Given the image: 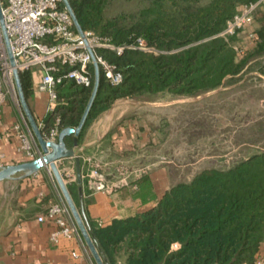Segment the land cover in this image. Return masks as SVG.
I'll list each match as a JSON object with an SVG mask.
<instances>
[{
  "label": "trees",
  "instance_id": "trees-1",
  "mask_svg": "<svg viewBox=\"0 0 264 264\" xmlns=\"http://www.w3.org/2000/svg\"><path fill=\"white\" fill-rule=\"evenodd\" d=\"M69 1L84 30L116 45L142 37L154 47L125 49L121 54L98 49L123 79L113 84L101 70L99 89L78 139L117 98L199 95L238 81L247 62L264 55L260 8L254 12L259 25L250 51L243 54L235 48L243 29L222 34L239 7L255 0H149L137 11L115 15L108 14L114 0ZM260 71L264 73V68ZM21 79L29 98L31 69L21 71ZM93 85L94 76L90 86L70 79L57 86V103L41 126L45 136L56 125L61 130L79 124ZM74 139V134L65 136L68 145ZM136 184L146 197L151 189L146 174ZM68 187L74 197L76 189ZM91 226L110 264H119L122 251L125 264H254L261 259L264 241V151L227 167L205 168L190 180L171 185L146 210Z\"/></svg>",
  "mask_w": 264,
  "mask_h": 264
},
{
  "label": "crops",
  "instance_id": "crops-1",
  "mask_svg": "<svg viewBox=\"0 0 264 264\" xmlns=\"http://www.w3.org/2000/svg\"><path fill=\"white\" fill-rule=\"evenodd\" d=\"M258 25L257 19H253L252 23L241 31L238 42L241 53L245 54L254 47L251 34H254ZM260 58H264V55L250 59L241 73H244L248 65ZM31 72L33 89L28 100L42 126L50 112L49 94L38 88L41 68L33 67ZM252 74L264 79V73L256 70L246 72L244 78ZM233 88L234 83L222 85L201 94L198 100H209V104H212L216 101L217 94L233 91ZM170 97L171 99L165 103L159 102L158 97H141L145 98L141 101L135 100L137 97L117 98L85 129L78 139V145H74V140L72 144H67L68 147L76 150L80 159H83L85 154H95L98 158L107 155L112 158H127L135 164L137 157H141L139 162H147L151 166L145 173L151 189L144 198L140 194L141 189L134 188L132 183L111 194L90 190L84 176L81 185L78 180L70 183L76 189L73 198L76 197L78 205H80L79 187L82 186L83 203L91 225H106L116 217L142 212L156 204L171 185L180 182L177 179L179 175L191 174L188 179L190 180L197 172L216 167L213 163L220 155L213 150L217 144L210 148L212 152L210 155L202 154L201 142H196V139L197 144L187 152L179 147L166 148L171 141L170 134L173 131L169 130L168 137L164 138L163 133L167 131L165 123H171L170 117L172 113L175 115L174 109L179 108L178 103L196 101V98L191 96ZM221 101L225 102L227 99ZM218 114L211 115L213 121H210V126L212 122L216 126ZM197 124L201 125L200 122ZM224 125L231 126L232 123L229 120ZM20 132H25L30 138L33 156H29L22 147ZM42 154L43 151L19 103L16 88L11 87L8 98L0 110V166L32 160ZM164 155L171 156L175 160H182L184 157L188 163L182 160L179 163L173 162L174 165L161 164L160 159ZM69 162L75 164V159L61 158L57 164L61 167L62 164ZM82 169L81 172L84 173L83 160ZM22 175L23 172H19L15 178L0 181V264H97L81 233L72 236L61 235L58 240H53L51 234L59 228L58 224L51 219L38 220V216L51 204L65 201L50 167L46 165L31 175ZM261 259L264 264V241L261 245ZM118 262L126 263V254L123 251L118 257Z\"/></svg>",
  "mask_w": 264,
  "mask_h": 264
},
{
  "label": "built area",
  "instance_id": "built-area-1",
  "mask_svg": "<svg viewBox=\"0 0 264 264\" xmlns=\"http://www.w3.org/2000/svg\"><path fill=\"white\" fill-rule=\"evenodd\" d=\"M1 3L17 67L21 71L33 67L41 68L42 74L38 88L49 94V111L54 110L58 99L56 88L65 79L74 80L81 86L92 84L95 74L92 72L94 63L90 48L96 54L100 70H103L104 75L113 84L121 82L123 75L116 70L115 65L97 52L98 49L109 48L117 54L131 48L154 50V47L150 46L142 37L137 38L134 42L116 45L108 38L91 30H84V35H81L63 0H1ZM263 5L264 0H255L250 4L241 5L238 12L227 22L222 34L230 35L244 29L252 22L254 12ZM251 35L254 37V34ZM60 65H66L67 68L62 70ZM11 87H15V84L0 27V110L8 98ZM17 128L19 129V126ZM59 132L60 129L56 125L45 137L56 140ZM20 137L22 147L29 156H33L30 138L25 132H20ZM83 161L85 170L82 176L86 178L87 185L92 191L111 194L131 183L134 188H137L136 180L143 175L131 178V171L128 167L119 165L114 170L117 176L109 178L106 164L95 154H85ZM59 168L67 184L78 180L73 162L64 163ZM45 219L54 220L59 226L51 234L53 240H58L61 235L80 234L65 201L51 204L44 213L38 216L40 221ZM178 246L177 243L173 245L174 248ZM254 264H262V259L257 260Z\"/></svg>",
  "mask_w": 264,
  "mask_h": 264
},
{
  "label": "rangeland",
  "instance_id": "rangeland-1",
  "mask_svg": "<svg viewBox=\"0 0 264 264\" xmlns=\"http://www.w3.org/2000/svg\"><path fill=\"white\" fill-rule=\"evenodd\" d=\"M149 0H114L108 6V14L115 15L122 12L137 11L147 5ZM261 14H264V5L260 7ZM255 19V18H253ZM252 23V22H251ZM240 37V34H239ZM235 48L240 52L241 46L237 44ZM257 57V56H256ZM264 68V58L256 59L248 65L241 78L234 82L233 91L225 93L223 91L216 95V101L209 104V100H198L199 95L191 96L196 98V101H187L178 103L179 108L174 109L175 115L170 117L171 123H165L167 131L163 133L164 138L168 137L169 130L170 142L166 148L178 147L184 152L191 150L196 142H201L202 154L210 155L211 147L214 152L220 155L213 163L216 167H227L237 160L247 157L255 152L264 151V79L252 74L244 78V74L248 71H260ZM229 83L226 85H231ZM247 89V90H246ZM171 95H164L159 98V102H167ZM135 98V97H126ZM227 99L222 102L221 100ZM145 100V98L137 97L135 100ZM218 99V100H217ZM172 112V111H171ZM218 114V121H213L211 115ZM231 121L232 125L225 126L226 122ZM197 122L201 125L198 126ZM180 138V141L178 139ZM184 154V153H182ZM186 154V153H185ZM137 163L133 164L132 160L119 157L112 158L107 155L100 157L106 166H111L113 171L117 166L123 165L131 171V178L145 174L150 170V164L147 162H139L142 159L137 157ZM161 164L179 163L187 160L182 157V160H175L171 156L164 155ZM191 174H181L178 180L187 181Z\"/></svg>",
  "mask_w": 264,
  "mask_h": 264
},
{
  "label": "water",
  "instance_id": "water-1",
  "mask_svg": "<svg viewBox=\"0 0 264 264\" xmlns=\"http://www.w3.org/2000/svg\"><path fill=\"white\" fill-rule=\"evenodd\" d=\"M63 2L74 21L76 29L81 35H84V29L81 26L79 19L70 1L63 0ZM0 27L2 30L4 42L6 45L9 61H10L11 68H12V74H13L14 84H15V88L17 91L19 103L32 129V132L43 151V154L35 159L23 161V162H19L15 164H7L4 166H0V181L4 179L15 178L19 172H23L22 176H28V175L35 173L43 166L48 165L61 190V193L63 194L64 200L67 206L69 207L71 214L80 230V233L85 239V242L91 254L93 255L96 263L97 264H110L107 258L104 257L101 251V248L99 246V243L94 233L92 232V226L87 217L84 203H83L82 186L79 187L80 205H78L75 199L73 198L69 190L68 184L65 182L61 174L60 168L57 164V161L61 158L73 157L75 159L78 183L81 185L82 172H81L80 156L77 154L76 150L67 146V143L65 141V136L74 134L76 137L74 139V145L75 146L78 145V136L80 135L84 127L85 121L88 117L89 111L96 98V95L99 89V84H100L101 70H100V66L96 58V54L93 49L91 48L89 49L92 55L93 63H94L95 78H94L92 94L82 114L79 124L76 127L67 126V127L62 128L58 134L57 139L50 140V139H47L45 135L43 134L41 130V126L30 107L28 97L25 93L24 86H23L22 79H21V70L17 67L16 59H15V56H14V53L11 47L10 35L7 30L1 0H0ZM106 171H107V176L109 178H113L117 176V174L113 171L111 166H107Z\"/></svg>",
  "mask_w": 264,
  "mask_h": 264
}]
</instances>
